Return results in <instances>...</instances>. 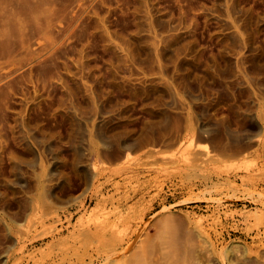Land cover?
<instances>
[{"label": "rangeland", "instance_id": "obj_1", "mask_svg": "<svg viewBox=\"0 0 264 264\" xmlns=\"http://www.w3.org/2000/svg\"><path fill=\"white\" fill-rule=\"evenodd\" d=\"M0 264H264V0H0Z\"/></svg>", "mask_w": 264, "mask_h": 264}]
</instances>
